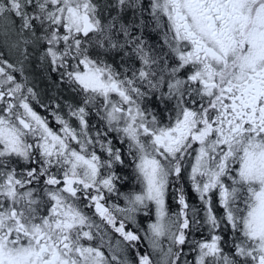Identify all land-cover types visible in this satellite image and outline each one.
<instances>
[{"label": "snow or ice", "instance_id": "snow-or-ice-1", "mask_svg": "<svg viewBox=\"0 0 264 264\" xmlns=\"http://www.w3.org/2000/svg\"><path fill=\"white\" fill-rule=\"evenodd\" d=\"M0 264H264V0H0Z\"/></svg>", "mask_w": 264, "mask_h": 264}]
</instances>
